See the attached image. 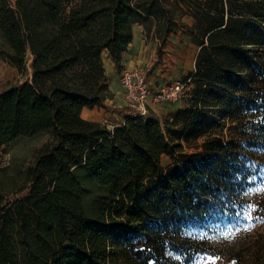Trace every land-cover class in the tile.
<instances>
[{
    "label": "trees",
    "instance_id": "16d2710c",
    "mask_svg": "<svg viewBox=\"0 0 264 264\" xmlns=\"http://www.w3.org/2000/svg\"><path fill=\"white\" fill-rule=\"evenodd\" d=\"M62 1L0 0V58L20 71L31 54L29 79L0 90V148L51 132L18 180L0 185V264H47L76 221L97 232L94 247L66 251L58 264L112 263L107 239L125 264H165V248L186 261L196 249L175 242L180 229L236 214L249 173L236 148L264 142V61L246 57L256 46L249 22L264 2L185 0L187 24L159 0H77L66 9ZM133 22L159 43L179 30L196 46L183 78L192 85L190 106H201L191 110L184 138L204 130L191 129L204 102L217 97L213 88L226 84L237 139L207 135L199 149L162 166L160 155L171 150L157 118L126 112L107 125L80 115L82 106L105 107L111 92L102 53L119 65ZM230 74L236 78L226 80ZM140 233L144 242L135 246Z\"/></svg>",
    "mask_w": 264,
    "mask_h": 264
},
{
    "label": "rangeland",
    "instance_id": "374dc122",
    "mask_svg": "<svg viewBox=\"0 0 264 264\" xmlns=\"http://www.w3.org/2000/svg\"><path fill=\"white\" fill-rule=\"evenodd\" d=\"M12 4L13 0H8ZM77 0H63L65 9ZM160 3L177 20L189 24L190 7L185 0H159ZM264 2V0H263ZM248 33L256 40V46L249 47L246 57L251 61H264V4L258 18L251 17ZM196 46L188 40V36L180 33H169L166 40L156 44L146 54L145 61L141 63L146 79L149 83H164L169 79L179 78L185 82L183 94L171 105L152 104L145 107L144 116L151 115L159 120L161 131L169 142L171 155L161 154L159 161L166 166L183 154H189L200 148V143L207 135H215L226 139H237L233 125L237 122V115L230 113L226 101L230 88L216 86L213 93L216 98H208L202 108L199 119L194 122L195 129H204L195 136L184 138L185 129L189 125L191 110L201 104L190 106L189 98L192 94V85L188 78H183L185 71L192 69L193 56ZM31 54L28 49L25 52V63L22 70H17L6 60L0 58V90L11 85L29 79L31 74ZM229 78L235 77L230 74ZM241 77L242 74L240 75ZM236 78V77H235ZM123 100L117 104L110 103L104 108V116L100 119L107 125L118 122L124 113L137 110L135 106L126 103L121 86L118 87ZM189 109L185 111L184 109ZM199 110V108H198ZM51 136L50 131H42L29 136H18L7 142L0 148V166H6L5 171H0V185L10 184V180L19 176L18 169L31 163L37 148ZM241 143V140H238ZM178 143L179 147H174ZM238 157H243V164L249 167L246 183L240 189L237 196L238 209L236 214L215 216L213 219H205L194 224L183 226L175 242L185 244L189 240L190 245L196 249L189 255L186 261L180 262L179 254L165 248L162 251L160 261L165 264H264V142L251 147H239ZM173 157V158H172ZM23 188L17 193L9 192L8 196L25 193ZM97 232L91 225L76 221L69 225L67 239L61 244L58 255L47 264H58V256L66 251L83 249L91 251ZM135 246H141L144 242L143 233L133 238ZM106 248L111 254L112 263L125 264L119 257L117 246L107 239ZM202 250V251H201ZM112 251V252H111Z\"/></svg>",
    "mask_w": 264,
    "mask_h": 264
},
{
    "label": "crops",
    "instance_id": "0c3cea01",
    "mask_svg": "<svg viewBox=\"0 0 264 264\" xmlns=\"http://www.w3.org/2000/svg\"><path fill=\"white\" fill-rule=\"evenodd\" d=\"M131 30H132L131 40L127 43L126 49L122 53L119 65L114 63L105 52L102 53L104 71L107 75V84L111 92V96L105 98L103 101L105 107L110 103L117 104L118 102H121L123 100L122 96H120V91L118 89L119 83L117 80V76L120 68L130 67L134 64L142 66L141 63L145 61L146 54L149 51H151V49L154 48L155 44L157 48L159 47V42L155 37L151 36L150 34L147 37L144 36L142 32V27L139 23L133 22L131 25ZM187 71H185V73H187ZM149 84L152 87L160 85V83L158 84L157 82L156 83L152 82ZM152 104L161 105L160 103L157 102H149L148 103L149 107ZM163 105H169V104H163ZM137 111L139 110L138 109L134 111L130 110L128 112L134 113ZM80 115L87 119L100 120L102 116H104V108L101 106L97 107L95 105L90 107L82 106L80 109Z\"/></svg>",
    "mask_w": 264,
    "mask_h": 264
},
{
    "label": "built area",
    "instance_id": "2783aa9c",
    "mask_svg": "<svg viewBox=\"0 0 264 264\" xmlns=\"http://www.w3.org/2000/svg\"><path fill=\"white\" fill-rule=\"evenodd\" d=\"M126 103L135 106L140 112L145 110L149 102L173 104L182 94L185 82L182 79H169L152 87L145 77L143 67L132 65L121 67L117 76Z\"/></svg>",
    "mask_w": 264,
    "mask_h": 264
}]
</instances>
